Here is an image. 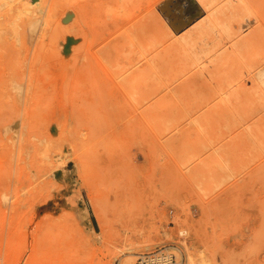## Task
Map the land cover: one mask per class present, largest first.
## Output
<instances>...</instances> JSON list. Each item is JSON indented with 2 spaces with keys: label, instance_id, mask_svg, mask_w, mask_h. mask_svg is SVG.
Here are the masks:
<instances>
[{
  "label": "rangeland",
  "instance_id": "obj_1",
  "mask_svg": "<svg viewBox=\"0 0 264 264\" xmlns=\"http://www.w3.org/2000/svg\"><path fill=\"white\" fill-rule=\"evenodd\" d=\"M10 1L14 2L0 0V24L4 21L5 23L8 22V25L7 23L2 24L8 27L7 29L2 25L0 28V264H135L139 254L155 250L174 254L177 260L181 261V264H187L185 255L187 250L185 248L187 249V246L192 247L191 242L195 236H197V251L203 252L210 259L218 254L217 259L222 258V261L231 258L234 260L237 257L236 261L234 260L235 262L239 260L237 264H264V96L261 95L260 90L263 95L264 91L261 87L258 89L259 85L257 83L253 84L244 75L242 76L240 71V67L245 64L244 60L246 62L250 61L253 56L259 65L263 66L260 55H253L254 44H259V42L253 41L252 31L259 29L260 25L254 21L252 26L256 28L249 25L242 30L237 29L233 33L231 31V38L226 39L225 37L227 44L218 45L208 53L197 54L198 67L195 68L186 67L184 62L178 60L180 56L174 50L171 39L167 36L165 30L160 27L155 34L154 42L152 39L150 41H135V44H137L133 47L135 50L131 49L130 45V49L137 53H130V56L133 54L131 58L129 56L127 58L125 56L109 59L97 57V60L94 61L93 59L92 62L91 59V63H89L90 61L81 52L82 47H74L82 41L79 33L80 28L78 32L75 28L80 27L79 13L83 8L81 5L87 3H84L87 0H69V3L67 0H60V3L56 2L58 5L56 3L50 4L53 0H47L49 5L45 0L44 4L46 6L43 4V6H40V8H44V11L40 8L37 11L40 4L39 1L37 3V0H35L36 3L33 4L36 6L31 7L34 12L29 9V11H23L22 0H20L22 4L19 0ZM30 1L33 2L34 0ZM63 1L66 5L68 3V6L74 8L81 4V8L78 7L79 10L73 8L74 10L70 9L71 12L69 7V11L66 7L69 12V19L66 23H63L61 14L62 8L65 7ZM116 1H108L113 5L110 6L108 3V6L112 7L111 9L119 10L116 13L122 15L120 10L124 12V8L121 7L124 3L121 2L124 0H119L120 4L117 2V5L115 4ZM256 2L260 10L264 11V0H256ZM181 3L188 4V13H194V19L197 17L193 23L202 16L200 7L209 6L207 0H202V5L199 0H181ZM220 3H224V1ZM50 6L53 8L52 11ZM61 6L62 8H60ZM17 8L19 9L17 10ZM58 8L62 10L60 11ZM159 8L160 3H157V10L160 11ZM54 9L58 11H54ZM112 11H110L111 17L115 16L114 11ZM35 12L43 15L39 17L40 19L36 17V23L34 22L35 15L32 14ZM50 12L52 13L50 14ZM107 13L109 14V11ZM74 14L78 20L76 21L79 23L73 21L75 18L72 20V17H75ZM32 15L34 16L32 17ZM54 15L55 19L57 17L56 22L64 25V29L62 28L63 25H60L62 31L56 22L53 23L54 25L49 22L54 18ZM10 17L14 20L13 23H11ZM38 20H41L42 23L44 21L45 24L40 25ZM22 22L26 23H24L25 33L23 32ZM68 22H70L69 25ZM29 24L33 25L26 28ZM55 24L57 27H55ZM236 24L238 25L239 22L234 21L232 23L233 27ZM43 27L46 30L45 33ZM45 27L47 28L45 29ZM19 29L23 33H20ZM261 29L264 35V28ZM49 30L50 32H48ZM70 32H77V34ZM160 33L165 37L167 36L166 39ZM75 37H77V40ZM68 39L76 43L74 45L68 44L70 41ZM157 39L166 42H158ZM71 41L70 43H72ZM231 42L238 43L240 49L244 51H242V54L246 55L240 59L242 55L234 51L235 56H231L230 59V64H233V66L220 69L215 64L219 70L215 68L218 72L214 73L212 71L215 66L213 62L219 57L216 55H220V52L223 53L229 46V48H233ZM147 43L150 46L152 44L154 47H151V49ZM200 44L201 41L196 42L194 45L196 50L202 48ZM67 45H69V48L66 47ZM140 45L143 50L146 48L150 50L147 52L151 53L145 56L143 52L146 51H142ZM161 45L163 46L161 49L166 45L167 47L159 51L160 47H157ZM222 47L223 49H221ZM130 49H126L127 53L131 51ZM75 51L80 55H77ZM71 53L73 54L69 56ZM140 54H143L145 60L149 57L148 61L152 66H149L148 69L146 68L148 61L145 63ZM137 55H140L139 58ZM153 55L155 56L153 57ZM171 55L173 56L171 57ZM79 56L81 57L79 58ZM193 57L195 58L196 55H193ZM235 57L237 58L236 62L232 61ZM152 58L155 59L154 62ZM82 59L86 62H83ZM138 59L141 60L138 62L140 63L139 66ZM164 59L169 60V63ZM210 59L213 62L209 63ZM238 59L240 62H238ZM62 60H66L69 63L68 66L67 63H64L65 66ZM71 60H74L75 63L78 60V63L75 65L72 61L74 66ZM127 60L132 62L130 64L134 65L133 68ZM171 60L174 62H171ZM60 62H62V65ZM162 62L163 64H161ZM211 64L214 66H211ZM153 65H155L158 73L156 69H152L154 68ZM201 65L206 67L205 72L211 70L214 74L211 71L208 72V76L204 71L203 74L201 72L203 66ZM134 67L139 72L133 86L136 88L130 90L129 94V91H124L119 78L114 77L113 69L114 71H123L122 76H126L129 71L133 73ZM165 67H168L166 68L168 71H165ZM149 68L155 71V74H160L161 78L159 77L160 82L158 81V84H152L153 81L150 82L153 75L155 79L152 80L154 82L158 80H156L158 77ZM227 68L230 70L229 72ZM145 69L146 71H144ZM103 70L113 79V82L107 83L106 86L99 79V74ZM147 70H149V73H146ZM143 71L144 74L139 80L138 77L141 76ZM221 72L225 74H221V76L225 77L227 74L228 76L225 79L220 76L219 81L221 80V83H219L216 76ZM164 73H167V75ZM163 74L164 77H162ZM87 75H91V77H87ZM192 75L199 76L197 81H201V87H199L197 81L193 83V79L189 80ZM147 77L149 81H147ZM206 77L215 78L220 85L213 81V78L211 82ZM233 77L237 78L236 82L233 81ZM164 78L168 80L165 81ZM226 78H228L230 84L232 81L234 82L230 85H234V87L232 86L233 92H229L232 90L227 85ZM143 80L147 81L148 84L146 82L145 85H142ZM238 80L239 84L237 83ZM188 81L192 89H190V84H187ZM207 81L211 83L209 84ZM205 82L208 85H205ZM222 82L226 87L222 85ZM245 82H248L247 85ZM171 84L172 86L177 85V87L175 85L174 87L178 90L172 87L177 95L175 97L173 91L171 92L172 89L169 90ZM237 84L240 86L239 88ZM179 85L183 86V91L178 88ZM142 86L144 90H142ZM152 87L155 88V92L145 91ZM157 89L160 90L159 93ZM221 89L223 92L226 90V94L222 93ZM178 92L184 94V96L182 94L183 98H178ZM199 92L203 95H200ZM147 93L151 94L148 98L149 101L145 100V94ZM162 93L165 95L167 93L168 97ZM221 93L223 96H221ZM160 94L161 96H159ZM202 96L206 97L202 98L205 100V104L199 99ZM218 96H221L225 103H219ZM235 96L239 99L238 102ZM176 97L179 100L182 99L181 101L178 100L181 105L176 102ZM214 99L215 101H213ZM249 99H252V101ZM158 101L163 105L158 104ZM152 102L157 103H155L157 109L155 112L157 113L154 112L150 115L148 110L147 115H144L145 118L141 113V108L145 105L143 109L150 107ZM167 103L169 104L167 105ZM176 103L179 106L176 109L178 111H173V113L171 110H173L172 108L175 107ZM160 105L164 109L159 107ZM180 106L183 107H181L182 113H179L181 111ZM191 106H194V108H191ZM160 108L163 113H161ZM219 110H223L225 114L228 112L230 115H223L221 112L219 113ZM176 112L177 114H175ZM190 113L192 115L193 113L197 114L190 116ZM155 115L158 118L153 117ZM244 118H247L248 121ZM256 118L257 120L260 119V122L256 120L258 122L256 123ZM187 119L189 120L187 121ZM190 120L192 121L191 125L188 124ZM149 121L152 124L148 123ZM179 121L181 122L179 123ZM183 121L186 123H182ZM252 121H255V123L251 124ZM203 122L204 126H202ZM261 122L263 125H261ZM244 123L246 124L244 125ZM177 126L180 128L178 129ZM191 127L196 128L195 133H193ZM249 127L253 129L254 133L249 131ZM254 128L259 129L254 130ZM169 132H172L173 135ZM190 132V139L187 142L189 137L186 134ZM241 132L243 135L240 136ZM245 133L249 136H246ZM196 134H199L200 138ZM168 136L169 139L167 140L166 137ZM203 136H206L205 139H202ZM245 136L249 137V140L245 139ZM151 137H154L157 140L156 142L159 141L160 145H162L161 142H165V139L167 142L163 143L164 146L162 145L160 148ZM195 138L197 140L194 141ZM173 140L176 142H173ZM152 141L153 143H149ZM220 142L227 145H222ZM146 143H149L148 147H146ZM154 143L156 147L149 148ZM148 148L152 150L151 154ZM195 148L196 153H194ZM227 148L233 150L234 153L233 151L229 153ZM153 149L160 151L155 153ZM197 149L201 151L199 153L202 154L201 157H199V154L196 155L198 153ZM239 149L241 150L239 151ZM249 149L251 152H249ZM205 151H208L207 154ZM236 151L237 153L239 151V153L237 154ZM232 153V159L238 157L234 159L237 160L238 165L234 160L231 161L230 155L227 156ZM250 153L256 155L252 156ZM152 154L155 158L150 156ZM227 157L230 161L229 164L227 163ZM255 157L258 158L255 159ZM147 158H150V161ZM220 158L221 160H219ZM154 161L155 163H153ZM207 162H209V165ZM221 162L222 164L226 163V165H222ZM149 166L150 168H148ZM157 166H159V169ZM209 166L216 168H210ZM225 167L230 168L226 169ZM154 168L156 170L154 172H159L163 181L161 179L157 180L160 177L159 173H152ZM222 168L225 170V174ZM166 169L170 171L169 178L168 176L165 177L166 173L169 175V171L167 172ZM193 169H196V172ZM209 169L211 170L209 171ZM152 174L157 181L154 180ZM220 175L223 176L220 177ZM143 176H146V178L152 177L154 181L152 178L145 179ZM212 177L214 178L212 179ZM219 195L221 196L219 197ZM217 259L216 261L220 262Z\"/></svg>",
  "mask_w": 264,
  "mask_h": 264
},
{
  "label": "bare ground",
  "instance_id": "obj_2",
  "mask_svg": "<svg viewBox=\"0 0 264 264\" xmlns=\"http://www.w3.org/2000/svg\"><path fill=\"white\" fill-rule=\"evenodd\" d=\"M9 2H12V1H10V0H8ZM23 1V4L20 2V0H19V2H20V4H22V8L24 9H21V10H23V11H25V10H30L31 12L33 11V9L31 8L32 6H33V8H34V6H36V5H34L33 3L35 2V0L33 1V2H31L30 0H28L30 3H32V4H28V1H26V0H22ZM24 1H26V2H24ZM38 1H39V7H38V10L37 11H39V8H40V6L43 4V5H45L46 6V4H44V1L45 0H37V3H38ZM52 1V0H51ZM55 1V2H54ZM60 0H53V2H50V4L51 3H56V2H59ZM62 1V0H61ZM64 1H66V0H64ZM63 1V3H65ZM68 1V3H69V0H67ZM89 0H87V1H84V3L85 2H87V3H85L84 5H81V4H77L78 6L77 7H75V8H77L78 9V7L79 8H81V6H83V8H81V10H80V13H81V11H82V13L80 14L79 13V18H80V21H81V24H83V25H79L80 27H78L77 29L75 28V30L78 32V29L80 28V30H79V33H80V37H82V41L79 43L78 41V45L77 46H74V47H82V53H83V55H85L86 56V59H88L89 61L91 60L92 62H93V59H94V61L95 60H97V57H100V58H103V59H109V58H112V57H115V58H120V57H125V58H127V56H129L130 58H131V56L133 55H131L130 56V53H134V54H137V53H135V51H133V50H135L133 47L135 46V45H137V44H135V41L136 42H140V41H145V40H148V41H150L151 39H152V41L154 42V38H155V34L157 33V31L160 29V28H162V29H164L165 30V32H166V34H167V36L171 39V43L173 44V47H174V50L178 53V55L180 56V58H178V60L179 61H181V62H184V65L186 66V67H198V58H197V54L198 53H208L209 51H212L213 49H215L218 45H221V44H224L225 45V43L227 42V40H225V37H226V39H230L231 38V31H232V33H233V31L235 32L237 29H240V30H242V29H244V28H246L247 26H249V25H253V22L254 21H256V23H258L259 25H260V27H259V29L257 28V29H255V30H253L252 31V33H253V36H254V39H253V41L254 42H259V44H254V48H253V55H255V56H258V55H260V59H262L263 60V62H262V65L263 66H261V65H259V63H258V61L256 60V58H254V56H253V59H251L250 61H245L244 60V62H245V64L242 66V67H240L241 68V73H242V76L244 75L247 79H249L250 81H252V83L254 84V83H257L258 85H259V88L258 89H260V87H261V89L264 91V35L262 34L263 33V31H262V29L261 28H264V11L263 10H260V8L258 7V5H257V2H256V0H207V2L209 3V6L208 7H205V8H203L202 6L200 7L201 8V13H202V16H201V18L200 19H198L197 21H195L194 23H193V21L197 18H193V17H195V14L193 13V14H191V13H188V11H189V7H188V4H182L181 3V0H124L123 2H121V3H124L122 6L121 5H119V7L121 6V7H123L124 8V12L122 11V10H120L121 11V13H122V15H119V14H117L118 13V11L119 10H116V9H111L112 7H110V6H113L111 3H109L110 2V0H106V1H104V0H91V1H89ZM116 1V0H115ZM189 1V0H188ZM222 1H224V3H220V2H222ZM14 2V1H13ZM12 2V3H13ZM18 2V1H17ZM42 2V3H41ZM46 2H47V0H46ZM45 2V3H46ZM49 2V1H48ZM47 2V3H48ZM119 3L120 4V1L119 0H117L116 2H115V4L116 3ZM1 3V2H0ZM36 3V2H35ZM60 3V2H59ZM62 3V2H61ZM68 3H67V5H66V3H65V5L64 4H62V5H64L63 7L64 8H62V6L60 7V8H62L61 10H62V21H63V23H66V21L69 19V10L70 9H73L74 7H72V6H68ZM108 3H109V5L110 6H108ZM157 3H160V11L159 10H157ZM199 3H201V5H202V0H199ZM25 4V5H24ZM49 4V3H48ZM47 4V5H48ZM49 4V5H50ZM57 5H58V3H56ZM114 4V5H115ZM5 5H6V3H5ZM30 5V6H29ZM38 5V4H37ZM42 5V6H43ZM49 5H48V7H47V9L49 8ZM57 5H54V6H57ZM76 5V4H75ZM75 5H73V6H75ZM81 5V6H80ZM117 5V4H116ZM116 5H115V7H116ZM6 6H8V5H6ZM6 6H5V9H6ZM13 6V5H12ZM21 6V5H20ZM52 6V5H51ZM50 6V7H51ZM28 7H30V8H28ZM66 7H67V10H68V7H69V10L67 11L66 10ZM107 7H108V10H107ZM115 7H113V8H115ZM120 7V8H121ZM74 8V9H75ZM4 9V10H5ZM19 8H17V10H18ZM36 9V8H35ZM34 9V10H35ZM41 10H43L44 11V8L42 9V8H40ZM47 9H45V10H47ZM73 9V10H74ZM117 9H119V8H117ZM122 9V8H121ZM7 10V9H6ZM28 10V11H29ZM49 10V9H48ZM53 10V8L51 7V11ZM58 10H60L59 8H58ZM58 10H55L54 9V11H58ZM60 10V11H61ZM79 10V9H78ZM111 10H113L117 15H119V16H117L113 11V14L116 16H113V17H111L110 15H112V14H110V11ZM116 10V11H115ZM22 11V12H23ZM42 11V12H43ZM72 10H70V12H71ZM109 11V14L107 13ZM200 11V10H199ZM0 12H1V10H0ZM2 12H3V10H2ZM14 12H16V11H14ZM34 12V11H33ZM46 12V11H45ZM45 12H44V14H45ZM75 12V11H74ZM73 12V13H74ZM198 12V11H197ZM4 13V12H3ZM12 13V12H11ZM24 13V12H23ZM27 13V12H26ZM47 13H48V11H47ZM52 12H50V14H51ZM55 13V12H54ZM60 13V12H59ZM120 13V12H119ZM120 13V14H121ZM6 14V13H5ZM31 14V13H30ZM32 14H34L35 15V20H34V22L36 23V19L37 18H39V17H41V15H39L37 12H35V13H32ZM72 14V13H71ZM15 15V14H14ZM26 15V14H25ZM34 15H32V17L34 16ZM49 15V14H48ZM53 15V14H52ZM51 15V16H52ZM56 15H57V13H56ZM60 15V14H59ZM58 15V16H59ZM75 15V14H74ZM1 16H3V15H1ZM21 16V15H20ZM43 16V15H42ZM50 16V19L52 18ZM6 17V16H5ZM11 17H13V16H11ZM10 17V19H11V23H13V21L14 20H12V18ZM25 17V16H24ZM24 17H23V21H24ZM31 17V16H30ZM37 17V18H36ZM47 17V19H49V17L48 16H46ZM34 18H32V19H34ZM45 18V17H44ZM75 18V19H74ZM3 19H4V17H3ZM29 19V18H28ZM27 19V20H28ZM40 19V18H39ZM47 19L45 18V21L47 22ZM55 19V15H54V18L51 20V21H49L50 23H51V25L53 24V23H55L56 22V20H57V17H56V19ZM74 19V20H73ZM82 19V20H81ZM72 20L73 21H76L77 20V18H76V15H75V17H72ZM2 21V20H1ZM4 21V20H3ZM16 21V20H15ZM39 22L41 21V20H38ZM73 21H72V25H73ZM78 21V20H77ZM75 22V23H79V22ZM234 21H238L239 22V24L237 25H235V26H237V27H233V25H232V23L234 22ZM26 22H28V21H26ZM31 22V21H30ZM33 22V24L35 25V23ZM38 22V23H39ZM83 22V23H82ZM2 23V22H1ZM4 23H5V21L2 23L3 25H4ZM7 23V25H8V22H6ZM5 23V24H6ZM18 23H19V21H18ZM23 23V22H22ZM25 23V22H24ZM24 23H23V25H22V27H24ZM37 23V24H38ZM43 23H44V21H43ZM42 22H40V25H42L43 24ZM57 23V22H56ZM69 23L70 22H68V25H69ZM2 24H0V28L3 26ZM15 24V23H14ZM26 24V23H25ZM33 24H29V25H25L26 26V28L27 27H29V26H31V25H33ZM45 24V23H44ZM231 24V25H230ZM2 25V26H1ZM11 25V24H10ZM18 25V24H17ZM21 25V24H20ZM54 25V24H53ZM60 25L62 26L63 24H60V23H57V26H59L60 27ZM71 25V24H70ZM45 26V25H44ZM49 26V25H48ZM47 26V27H48ZM56 26V24H55V27H57ZM3 27H6V26H3ZM14 27V26H13ZM36 27V26H35ZM35 27H34V29H35ZM47 27H45V29L47 28ZM51 27V26H50ZM160 27V28H159ZM253 28L255 27V26H252ZM251 27V28H252ZM8 27H6V29H7ZM11 28V27H10ZM18 28V27H17ZM54 28V27H53ZM63 29H64V25H63V27H62ZM62 28L60 27L59 29L62 31ZM256 28V27H255ZM14 29V28H13ZM21 29V28H20ZM19 29V30H20ZM23 29V28H22ZM43 30H44V27L42 28ZM41 29V30H42ZM9 30V29H8ZM16 30V29H15ZM18 30V29H17ZM48 30V29H47ZM51 30H52V28H51ZM182 30H184V31H182ZM11 31V30H10ZM21 31V30H20ZM19 31V32H20ZM45 31L46 30H44V33H45ZM16 32V31H15ZM24 33H25V27H24V31H23ZM22 31L20 32V33H23ZM28 32H29V29H28ZM42 32V31H41ZM48 32H50V30L48 31ZM67 32V31H66ZM77 32L76 33H73V32H70V33H72V34H77ZM30 33V32H29ZM68 33V32H67ZM19 34V33H18ZM160 34H162V33H160ZM160 34H158V35H160ZM163 35V34H162ZM73 36V35H72ZM157 36V35H156ZM166 36V37H167ZM256 36V37H255ZM74 37V36H73ZM78 37V36H77ZM77 37H75V39L77 38ZM166 37H165V35H163V38H165L166 39ZM259 38V39H258ZM75 39H73V40H75ZM70 39H68V41H69ZM77 40V39H76ZM157 40H159L158 42H162L163 40H161V39H157ZM71 41V40H70ZM70 41L68 42V44H75L76 42H74L73 43V41H71L72 43H70ZM167 41H168V39H167ZM197 41H201V47L202 48H198L199 50H196L195 49V47H194V45L196 44V42ZM166 41H163L162 43H165ZM170 42V41H169ZM168 42V43H169ZM152 43V42H151ZM167 43V44H168ZM229 43V42H228ZM128 44V45H127ZM147 44H149V43H147ZM153 44V43H152ZM152 44H151V46H150V44H149V46H150V48L151 47H154V46H152ZM156 44V43H155ZM171 44V45H172ZM227 44V43H226ZM63 45V44H62ZM130 45H131V49L133 48V50H131L130 49ZM142 45V44H141ZM140 45V46H141ZM157 45V44H156ZM155 45V46H156ZM164 45V44H163ZM230 45V44H229ZM231 45H232V47L233 48H227L226 50H224V52L222 53V52H220L221 54L220 55H216L217 57V59L216 60H214V62H213V60H211L210 59V61H209V63L210 62H213L214 63V65L216 64L218 67H220V69L222 68V67H227V66H233V64H230V59H231V56H233L234 54H235V52H237L238 54L240 53L241 55H242V57L240 58L239 56V58L240 59H242L245 55H243L242 54V51L243 50H241L240 49V47H239V44L238 43H232L231 42ZM69 45H67L66 47H68ZM129 46V47H128ZM148 46V45H147ZM146 46V47H147ZM63 47V46H62ZM65 47V48H66ZM136 47H138V46H136ZM144 47V46H143ZM160 47V49H158L159 51L160 50H164V48H166L167 47V45L166 46H164V48H162L161 49V47H163L162 45L161 46H158L157 48H159ZM69 48V47H68ZM127 48H129L131 51H129L128 53H129V55H128V53H127ZM145 48V47H144ZM225 48V47H224ZM62 49V48H61ZM72 49V48H71ZM74 49V48H73ZM72 49V50H73ZM140 49H142V46H141V48ZM152 49V48H151ZM221 49H223V47L221 48ZM79 50V49H78ZM81 50V49H80ZM139 50V49H138ZM155 50H156V48H155ZM158 50H157V52H158ZM64 51V50H63ZM65 51H67V50H65ZM140 51V50H139ZM142 51H146V52H143V53H145V56L148 54V53H151V52H147V51H150V50H147L146 48H145V50H143L142 49ZM153 51V50H152ZM219 51H221V50H219ZM235 51V52H234ZM77 51H75V53H76ZM137 52V51H136ZM153 52H155V51H153ZM152 52V53H153ZM156 52V53H157ZM163 52V51H162ZM244 52V51H243ZM74 53V54H75ZM78 53V52H77ZM76 53V54H77ZM161 53V52H160ZM219 53V52H218ZM251 53V52H250ZM73 53H71L69 56H71ZM162 54V53H161ZM163 54H165V53H163ZM172 54V53H171ZM77 55H80V54H77ZM82 55V54H81ZM141 55V54H140ZM140 55H137V57L138 56H140ZM143 55V54H142ZM141 55V56H142ZM166 55V54H165ZM167 55H168V53H167ZM193 55H196V57L194 58L193 57ZM203 55V54H202ZM210 55V54H209ZM215 55V54H214ZM250 55V54H249ZM84 56V57H85ZM155 55H153V57H154ZM162 56V55H161ZM173 55H171V57H172ZM211 56H213V55H211ZM235 56V55H234ZM62 57H64L63 55H62ZM75 57V56H74ZM81 56H79V58H80ZM136 57V56H135ZM143 57V56H142ZM164 57V56H163ZM139 58V57H138ZM144 58V57H143ZM148 58L149 57H147V60H145L146 58H144L143 60H145V63L148 61ZM158 58V57H157ZM164 58H170V57H164ZM212 58H214V57H212ZM259 58V57H258ZM153 60V62H154V58H152ZM171 59V58H170ZM236 59V60H235ZM235 59L234 60H232V61H237V58L235 57ZM247 59V58H246ZM63 60H64V58H63ZM62 60V62H63V64L64 63H67V66H68V62L67 61H69L68 59H67V61L65 62V61H63ZM79 60V59H78ZM78 60H77V62L76 63H78ZM141 60H142V58H141ZM140 59H138V61H137V63L139 62V61H141ZM157 60V59H156ZM174 60V59H173ZM173 60H171V62H174ZM178 60H176V61H178ZM74 62V60H71V62ZM82 61H83V59H82ZM85 62H86V60H84ZM83 61V62H84ZM91 61L89 62V63H91ZM157 61H159V60H157ZM164 61H168V63H169V60H165L164 59ZM200 61V60H199ZM205 61V60H204ZM231 61V62H232ZM242 61V60H241ZM62 62H60V64L62 65ZM72 62V64L74 65V63ZM127 62H129L128 60H127ZM238 62H240L239 61V59H238ZM76 63H75V65H76ZM132 64V62L130 61L129 62V65L130 66H132V68H133V66L134 65H131ZM136 63V64H137ZM143 63V62H142ZM141 63V64H142ZM148 64V66H146V68L148 69V67L149 66H152V64H150L149 63V61L147 62ZM155 63H157V62H155ZM233 63V62H232ZM80 64H82V63H80ZM87 64H88V61H87ZM86 64V65H87ZM139 64L140 63H138V66H139ZM158 64H160L159 62H158ZM157 64V65H158ZM161 64H163V62L161 63ZM202 64V63H201ZM230 64V65H229ZM238 64V63H237ZM65 66H66V64H64ZM63 65V66H64ZM74 65V66H75ZM90 65H92V64H90ZM129 65H128V70H129ZM205 66H206V64H204ZM213 64H211V66H214ZM214 66V68L212 69V71H214V73H217L218 72V67L217 66ZM62 66V67H63ZM82 66V65H81ZM137 66V65H136ZM137 66V67H138ZM142 66V65H141ZM173 66V65H172ZM201 66H203V65H201ZM205 66H203V70L201 71L202 73H203V71H204V69L206 68ZM235 66V65H234ZM86 67V66H85ZM84 67V68H85ZM89 67V66H88ZM153 67L154 68H152V67H150V68H152L153 70H155L156 68H155V65H153ZM159 67V66H158ZM209 67V66H208ZM208 67H207V69H208ZM149 68V70L151 71L152 69H150ZM166 68H168V67H165V69ZM202 68V67H201ZM218 69V70H216V69ZM88 69V68H87ZM86 69V70H87ZM90 69V68H89ZM138 70H139V68H137ZM170 69H171V67H170ZM175 69V68H174ZM173 69V71H175ZM177 69V68H176ZM211 69V68H210ZM228 69V68H227ZM238 69V68H237ZM142 70V69H141ZM149 70H147L148 72H146V73H149ZM151 71V72H155V71ZM157 70V69H156ZM209 70V69H208ZM233 70V69H232ZM88 71V70H87ZM144 71H146V69L144 70ZM144 71L143 72H141V76H139L138 78H139V80H140V78H142V74H144ZM165 71H168V69H166ZM197 71H199L198 69H197ZM211 70H209V71H204L206 74H207V76H208V72H210ZM212 71H211V73H212ZM217 71V72H216ZM225 71V70H224ZM230 70L228 69V72H229ZM234 71V70H233ZM235 71H236V68H235ZM238 71V70H237ZM240 71H238V72H240ZM126 72V71H125ZM132 72L133 73H130V71H129V74L128 75H124V76H122L123 75V71L122 72H120V71H118V70H116V71H114V69H113V75H114V77L115 78H119V82H120V84H121V86L123 87V89H124V91L125 92H128L129 91V94H130V90H132V89H135L133 86L135 85V82H136V79H137V75H138V72L139 71H137L136 69H135V67H134V71L132 70ZM135 72H136V74H135ZM157 73H158V70L156 71ZM227 72V73H228ZM157 73L155 74V75H157ZM188 73V72H187ZM190 73V72H189ZM210 73V74H211ZM214 73H212V74H214ZM231 74H233L232 72H230ZM126 74V73H125ZM165 75H167V73H164ZM164 74L162 75V77H164ZM170 74V73H169ZM204 74V73H203ZM205 74V75H206ZM209 74V75H210ZM221 74L222 75H225L226 74V71H225V74H224V72L222 73H220L219 75H217L216 76V79L218 78V80L217 81H219V78H220V76H221ZM140 75V74H139ZM145 75H147V74H145ZM151 75H152V73H151ZM171 75H172V73H171ZM170 75V76H171ZM179 75V74H178ZM149 76V78H151V76L150 75H148ZM154 76V75H153ZM152 76V79H155L154 77ZM184 76V75H183ZM190 76V75H189ZM227 76H228V74H227ZM227 76H225V77H227ZM230 76H232V75H230ZM240 76H241V74H240ZM241 76V77H242ZM83 77H85V76H83ZM87 77H91V75H87ZM157 77L158 78H156V82H154V80H152V79H150V82L152 83V81H153V83L152 84H158L157 82L159 81V79L161 78V76H160V74L159 75H157ZM160 77V78H159ZM197 77H199V76H196V75H192L191 76V78H189V80H192L193 79V83H194V81H197ZM210 77H211V75H210ZM221 77H223V76H221ZM225 77H223L224 79H225ZM234 77H236V76H234ZM233 77V78H234ZM238 77H239V75H238ZM145 78V77H144ZM148 78V77H147ZM149 78L147 79V81H149ZM167 78V77H166ZM166 78H164L165 79V81H167L168 79H166ZM207 78V77H206ZM209 78V77H208ZM207 78V79H208ZM213 78V77H212ZM209 78L210 79V81L212 82V80L213 81H215L216 82V80H215V78ZM223 78H221V79H223ZM229 78V77H228ZM228 78H226V81L228 82V84L227 85H229V87H231V89L230 90H232V86L234 87V85H232V86H230L231 84H234V82L233 81H235L236 82V80H237V78H232L233 79V81H232V79H230L231 81H232V83L230 84L229 83V81L227 80ZM245 78V79H246ZM99 79H100V81H102L103 83H104V86H106V84L107 83H109V82H113V79L110 77V75L105 71V70H103L102 71V73L101 74H99ZM172 79V78H171ZM177 79H179V78H177ZM196 79V80H195ZM212 79V80H211ZM81 80H82V77H81V79L79 80L80 82H81ZM205 80V79H204ZM240 80V79H239ZM239 80L237 81V83L239 84ZM249 80H247V81H249ZM144 81V80H143ZM147 81H144V83L142 84V85H145V83L147 82ZM230 81V82H231ZM249 81V82H250ZM160 82V81H159ZM162 82V81H161ZM176 82V81H175ZM174 82V83H175ZM183 83H185L184 81H182ZM189 82V81H188ZM198 83H199V87H201L200 86V82H199V80L197 81ZM196 82V83H197ZM203 83H204V81H202ZM208 82V81H207ZM210 82V83H211ZM172 84H173V82H171ZM177 83H178V81H177ZM180 83V82H179ZM197 83V84H198ZM209 83V82H208ZM209 83V84H210ZM217 83V82H216ZM219 83H221V80L219 81ZM219 83H217V84H219ZM223 83V82H222ZM246 83V82H245ZM248 83V82H247ZM247 83H246V85H247ZM147 84H148V82H147ZM172 84L170 85V87H169V90H170V88L172 89L171 90V92L173 91V88L172 87H174V85L172 86ZM188 85L190 84V82L189 83H187ZM237 84V86H238V88L240 87L239 85ZM250 84V83H249ZM252 84V85H253ZM138 85V84H137ZM194 85V84H193ZM196 85V84H195ZM205 85H208V84H206V82H205ZM204 85V86H205ZM220 85V84H219ZM218 85V86H219ZM222 85H225L224 83L222 84ZM236 85V84H235ZM242 85H245V84H242ZM241 85V86H242ZM245 85V86H246ZM251 85V84H250ZM250 85H248V87H250ZM139 86H140V84H139ZM169 86V85H168ZM176 87H177V85H175ZM185 86V85H184ZM190 86H191V84H190ZM210 86V85H209ZM244 86V87H245ZM255 86L256 87H258L256 84H255ZM145 87H147V86H145ZM176 87H174L176 90H178ZM183 87V86H182ZM182 87L179 85L178 86V88H181V90L183 91V89H182ZM208 87V86H207ZM213 87V86H212ZM211 87V88H212ZM220 87V86H219ZM225 87H226V85H225ZM247 87V86H246ZM252 87V86H251ZM142 88H143V86H142ZM194 88V87H193ZM197 88H198V86H197ZM197 88H196V90H197ZM215 88H217L218 89V87H216L215 86ZM214 88V90H216ZM190 89H192V86H191V88ZM210 89V88H209ZM223 89V88H222ZM221 89V91H222V93H224V94H226L225 93V91L227 90L226 88V90L223 92V90ZM243 89V88H242ZM255 89V88H254ZM142 90H144V88L142 89ZM149 90L150 91H153V92H155V88H148V89H146L145 91L146 92H149ZM157 91H158V93H159V91L160 90H158L157 89ZM163 91H164V89H163ZM219 91V90H218ZM229 91V90H228ZM242 91V90H241ZM145 92V93H146ZM162 92V91H161ZM160 92V93H161ZM166 92V91H165ZM164 92V93H165ZM167 92H170V91H167ZM175 92V90L172 92V93H174ZM227 92V91H226ZM229 92H233V90L232 91H229ZM164 93H162V94H164ZM176 93V92H175ZM174 93V94H175ZM179 93V92H178ZM197 94H198V91L196 92ZM200 93V95H203V94H201V92H199ZM221 93V96H223V94ZM237 93V92H236ZM260 93H261V95L262 96H264L263 94H262V91L260 90ZM128 94V93H127ZM135 94V93H134ZM140 94V93H139ZM139 94H137V95H139ZM170 94V93H169ZM174 94H171V95H174ZM182 92L181 93H179L178 95V98L180 97V98H183V96H184V94H183V96H182ZM209 94H211V93H209ZM208 94V95H209ZM218 94H219V92H218ZM231 94V93H230ZM229 94V95H230ZM259 94V93H258ZM132 95V94H131ZM146 96H145V100H148V98H150V96H151V94L150 93H147V94H145ZM156 95H157V93H156ZM194 95H196V94H194ZM236 95V94H235ZM260 95V94H259ZM260 95V96H261ZM159 96H161V94L159 95ZM163 96V95H162ZM164 96H167V93H166V95L164 94ZM175 96H177L176 94L174 95V97ZM182 96V97H181ZM213 96V95H212ZM221 96H218L217 98H218V102L219 103H223L224 102V99L221 97ZM237 96V95H236ZM235 96V97H236ZM260 96H259V98H260ZM131 97V96H130ZM168 97V96H167ZM173 97V96H172ZM173 97V98H174ZM198 97V96H197ZM224 97H226V96H224ZM138 98V97H137ZM158 98V97H157ZM157 98H155V99H157ZM177 98V97H176ZM175 98V99H176ZM176 99V100H174V101H176L177 103H179L178 102V100L179 99ZM202 98H206V97H201V98H199L200 100H202V103H204L205 102V100L204 99H202ZM211 98V96L209 97V99ZM234 98V97H233ZM237 98V97H236ZM153 99V98H152ZM154 99V100H155ZM208 99V100H209ZM227 99V98H226ZM140 99H138V101H139ZM150 100V99H149ZM148 100V101H149ZM154 100H152V101H154ZM166 100H167V98H166ZM171 100V99H170ZM182 99H180L179 101H181ZM204 100V101H203ZM207 100V99H206ZM228 100V99H227ZM226 100V102L228 103V101ZM250 101H252V99H249ZM262 100V99H261ZM261 100H260V104H261ZM147 101V102H148ZM165 101V100H164ZM213 101H215V99L213 100ZM212 101V102H213ZM231 101V100H230ZM237 102L239 101V99L237 98V100H236ZM257 101H259V100H257ZM139 102H141V101H139ZM146 102V103H147ZM156 102H157V100H156ZM156 102H152L151 103V105H150V103H148V105H150V107L148 106L147 108H145V109H143L146 105V103L144 104V105H142V106H144V107H142L141 108V113L143 114V116L145 115H147V113H148V110H149V112H150V115L151 114H154V112L155 111H157V109H156V107H155V105L157 104ZM167 102V101H166ZM200 102V101H199ZM198 102V103H199ZM211 102V103H212ZM156 103V104H155ZM160 102L158 101V104H159ZM170 103V102H169ZM169 103H167V105L169 104ZM172 103V102H171ZM177 103H176V105H175V109L174 108H172L173 110H171L172 112L174 111H178V110H176L177 109V107H179L178 105H177ZM181 103V102H180ZM179 103V105H181ZM219 103H218V105H219ZM225 103V102H224ZM232 103V102H231ZM230 103V105H232ZM139 104H141V103H139ZM138 104V105H139ZM161 104V103H160ZM205 104V103H204ZM229 104V103H228ZM258 104H259V102H258ZM263 104V103H262ZM161 105H163V103L161 104ZM161 105L159 106V107H161ZM188 105H190V104H188ZM196 105V104H195ZM194 105V106H195ZM208 105H210V104H208ZM217 105V104H216ZM226 105V104H225ZM229 105V106H230ZM172 106H173V104H172ZM194 106L192 107L191 106V108H194ZM220 106V105H219ZM228 106V107H229ZM164 107H165V104H164ZM170 107H171V105H170ZM182 106H180V108L179 109H181V111H179V113H182V108H181ZM206 107V106H205ZM233 107V106H232ZM264 107V106H263ZM162 109H164L163 108V106L161 107ZM160 108V109H161ZM168 108H169V106H168ZM196 108H198L197 106H196ZM219 108V107H218ZM225 108H227L226 106H225ZM224 108V109H225ZM234 108V107H233ZM253 108V107H252ZM262 108V107H261ZM162 109H161V113H163L162 112ZM219 109H221V108H219ZM259 109H260V107H259ZM187 110H188V108H187ZM201 110V109H200ZM203 110V109H202ZM211 110H212V108H211ZM211 110H204V111H211ZM230 110V109H229ZM231 110H232V108H231ZM256 110H258V109H256ZM160 111V110H159ZM183 111H185V110H183ZM168 113H169V111H167ZM173 112V113H174ZM196 112H198V111H196ZM221 112V114H225L224 112H223V110L222 111H220L219 110V113ZM227 112V111H226ZM253 112V111H252ZM258 112H259V110H258ZM258 112H255V113H258ZM261 112V111H260ZM155 113H157V112H155ZM211 114H213L212 112H210ZM233 113V112H232ZM262 113V112H261ZM175 114H177V112L175 113ZM187 114V113H186ZM185 114V115H186ZM194 114H197V113H193V115L190 113V116L192 115V116H194ZM209 114V113H208ZM227 114H229L228 112H227ZM227 114H225V115H227ZM234 114V113H233ZM263 114H264V112H263ZM170 115V114H169ZM214 115V114H213ZM230 115V114H229ZM253 115V114H252ZM254 115H256V114H254ZM260 115V114H259ZM138 116V115H137ZM143 116H142V118H143ZM144 116V117H145ZM162 116V115H161ZM160 116V118H162ZM165 116H166V114H165ZM189 116V115H188ZM198 116V115H197ZM199 116H200V114H199ZM215 116V115H214ZM217 116V115H216ZM219 116V115H218ZM217 116V117H218ZM153 117H155V118H158V117H156V115L155 116H153ZM227 118H228V116H226ZM249 117H252V116H249ZM248 117V118H249ZM255 117H257V116H255ZM146 118V117H145ZM169 118V117H168ZM171 118V117H170ZM190 118V117H189ZM236 118V117H235ZM254 118V117H253ZM258 118H260L259 116H258ZM148 119V118H147ZM191 119V118H190ZM211 119V118H210ZM245 119V118H244ZM247 119V118H246ZM245 119V120H246ZM261 119V118H260ZM260 119L259 120H257V118L255 119V121L257 120V121H259L260 122ZM189 119H187V121H188ZM214 120V119H213ZM217 120V119H216ZM223 120V119H222ZM221 120V121H222ZM239 120V119H238ZM254 120V119H253ZM147 121V120H146ZM155 121V120H154ZM153 121V122H154ZM158 121V120H157ZM240 121V120H239ZM247 121H248V119H247ZM250 121V120H249ZM255 121H252L251 122V124L254 122L255 123ZM256 121V123H258ZM263 121H264V119H263ZM151 121H149L148 123H150ZM172 122V121H171ZM181 121H179V123H180ZM191 120H190V123H188V124H190L191 125ZM211 122V121H210ZM210 122H208V123H210ZM243 122H245V121H243ZM182 123H186V122H182ZM181 123V124H182ZM201 123V122H200ZM212 123H213V121H212ZM240 123V122H239ZM262 123V122H261ZM261 123H259V124H261ZM150 124H152V123H150ZM154 124H155V122H154ZM153 124V125H154ZM177 124V123H176ZM202 124V123H201ZM207 124V123H206ZM246 123H244V125H245ZM258 124V125H259ZM182 125H184V124H182ZM182 125H180V126H182ZM210 125V124H209ZM261 125H263V123L261 124ZM260 125V126H261ZM179 126V125H178ZM177 126V127H178ZM196 126H198V125H196ZM202 126H204V122H203V125ZM207 126V125H206ZM211 126V125H210ZM221 126V125H220ZM242 126V125H241ZM222 127V126H221ZM171 128V127H170ZM176 128V127H175ZM180 127H178V129H179ZM192 128V127H191ZM193 129V128H192ZM196 128H194L193 129V133H195V130ZM255 129H259V128H254V130ZM174 130V129H173ZM190 130V129H189ZM221 130V129H220ZM238 130V129H237ZM170 131H172V130H170ZM176 131V130H175ZM191 132H192V130H190ZM249 131L250 132H252V133H254L253 132V129L252 128H250L249 127ZM191 132L189 133V134H186V135H188L187 137H189L188 139H187V142L189 141V139H190V134H191ZM202 132V131H201ZM170 133V132H169ZM172 133V132H171ZM170 133V134H171ZM174 133V132H173ZM177 134L179 133L178 131L176 132ZM169 134V136H171V135H173V134H171L170 135ZM201 134V133H200ZM216 134H217V132H216ZM219 134H221V133H219ZM227 134H228V132H227ZM197 136L199 135V134H196ZM205 135V134H204ZM241 135H243L242 134V132H241V134H240V136ZM245 135L246 136H249V135H247L246 133H245ZM169 136L168 137H166L167 138V140L169 139ZM196 136V137H197ZM201 136V135H200ZM215 136V135H214ZM231 136V135H230ZM245 136V137H246ZM163 137V136H162ZM199 137V136H198ZM206 137V136H205ZM205 137L203 136L202 137V139L204 138L205 139ZM152 138V140L154 141V142H156L157 140L154 138V137H151ZM200 138V137H199ZM215 138V137H214ZM226 138H228V137H226ZM243 138V137H242ZM178 139V138H177ZM245 139H247V140H249V137L247 138H245ZM167 140L165 139V142H167ZM195 140H197L196 138L194 139V141ZM199 140V139H198ZM215 140V139H214ZM222 140V139H221ZM220 140V141H221ZM239 140V139H238ZM153 141L152 142H149V143H153ZM163 141V140H162ZM178 141V140H177ZM203 141V140H202ZM201 141V142H202ZM205 141H207V140H205ZM241 141H242V139H241ZM159 142V141H158ZM158 142H156V144H158V147H160V146H162L163 145V143H165V142H161L162 143V145H160ZM169 142V141H168ZM173 142H176V141H174L173 140ZM185 142H186V140H185ZM200 142V143H201ZM204 142V141H203ZM222 142V141H221ZM220 142V143H221ZM238 142H240V141H238ZM149 143H146V147H148L149 145ZM178 143H179V141H178ZM169 144H171V143H169ZM173 144H175V143H173ZM222 145H227V144H223V143H221ZM242 144V143H241ZM144 145V144H143ZM148 145V146H147ZM175 145H177V144H175ZM200 145V144H199ZM218 145H219V143H218ZM230 145V144H229ZM153 146H154V148L156 147L155 146V143L154 144H152V147H149V148H153ZM164 146V145H163ZM208 146H210V144H208ZM243 146V145H242ZM241 146V147H242ZM249 146H250V144H249ZM144 147V146H143ZM157 147V148H158ZM213 147V146H212ZM215 147V146H214ZM220 147H222V146H220ZM225 147V146H224ZM223 147V148H224ZM227 147H230V146H227ZM148 148V149H149ZM161 148V147H160ZM208 148V147H207ZM243 148V147H242ZM245 148V147H244ZM251 148V147H250ZM254 148V147H253ZM206 149V148H205ZM213 149V148H212ZM228 149V148H227ZM157 149H153V151H155V153L156 152H158V151H160V150H158V151H156ZM202 150V149H201ZM210 150V149H209ZM208 150V151H209ZM215 150V149H214ZM217 150V149H216ZM225 150H226V148H225ZM241 149H239V151H240ZM245 150V149H244ZM243 150V151H244ZM250 150V149H249ZM149 152H150V154L152 153V150L151 149H149L148 150ZM207 151V152H208ZM212 151V150H211ZM228 151H229V153H230V151H233V150H229L228 149ZM239 151H238V153H239ZM247 151V150H246ZM146 152V151H145ZM149 152H148V154H149ZM197 154L196 155H198L199 153H201V151H198V149H197ZM206 152V151H205ZM204 152V153H205ZM207 152H206V154H207ZM210 152V151H209ZM213 152V151H212ZM220 152H221V150H220ZM226 152V151H225ZM248 152V151H247ZM249 152H251V150L249 151ZM257 152V151H256ZM255 152V153H256ZM144 153V152H143ZM154 153V152H153ZM194 153H196V148H195V151H194ZM203 153V154H204ZM217 153V152H216ZM233 153H234V151H233ZM233 153L232 154H225V155H227V156H229L230 155V158H231V156L233 155ZM236 153H237V151H236ZM237 153V154H238ZM244 153V152H243ZM253 153V152H252ZM252 153H250L252 156H254V155H256V154H252ZM142 154V153H141ZM205 154V155H206ZM220 154V153H219ZM242 154V153H241ZM245 154H247V153H245ZM142 155H144V154H142ZM155 155V154H154ZM200 156L199 157H201V155L202 154H199ZM213 155V154H212ZM145 156V155H144ZM149 156V155H148ZM150 156H153V154L152 155H150ZM221 156V155H220ZM224 156V155H223ZM154 158H155V156H153ZM202 157H204V156H202ZM236 157V156H235ZM248 157H249V155H248ZM145 158V157H144ZM198 158V157H197ZM238 157H236V158H234V159H237ZM241 158H242V156H241ZM250 158V157H249ZM254 158V157H253ZM256 158H258V157H255V159ZM204 159H205V157H204ZM212 159H213V156H212ZM214 159H215V157H214ZM234 159H232L231 158V161L232 160H234ZM147 160H149L150 161V158H147ZM155 160V159H154ZM208 160H209V158H208ZM219 160H221V158L219 159ZM227 160H228V157H227ZM239 160V159H238ZM245 160V159H244ZM244 160H241V161H244ZM148 161V162H149ZM198 161V160H197ZM207 161V160H206ZM216 161V160H215ZM223 161H225V160H223ZM222 161V162H223ZM235 161V163L238 165V162H236L237 160H234ZM212 162V161H211ZM219 162V161H218ZM222 162H221V164H222ZM143 163H145V162H143ZM143 163H141V164H143ZM153 163H155V161L153 162ZM195 163H196V161H195ZM209 162H207V164H208ZM228 164L230 163V161L228 160V162H227ZM240 163H242V162H240ZM239 163V164H240ZM145 164H147V163H145ZM206 164V165H207ZM211 164V163H210ZM215 164H216V162H215ZM227 164V165H228ZM243 164H244V162H243ZM242 164V165H243ZM154 165V164H153ZM196 165V164H195ZM203 165V164H202ZM209 165V164H208ZM220 165V164H219ZM222 165H226V163L225 164H222ZM197 166H200V165H197ZM197 166H195V167H197ZM234 166V165H233ZM236 166V165H235ZM234 166V167H235ZM158 167V169H159V166H157ZM157 167H156V170H157ZM161 167V166H160ZM164 167V166H163ZM162 167V168H163ZM204 167V166H203ZM210 168L211 167H213V166H209ZM216 167H217V164H216ZM216 167H213V168H216ZM234 167H233V169H234ZM249 167V166H248ZM148 168H150V166L148 167ZM162 168H161V171H162ZM165 168H167V167H165ZM218 168V167H217ZM226 168V167H225ZM228 168V167H227ZM226 168V169H227ZM230 168V167H229ZM228 168V169H229ZM247 168V167H246ZM141 169H142V167H141ZM206 169V168H205ZM219 169V171H220V168H218ZM223 169V168H222ZM221 169V170H222ZM232 169V170H233ZM155 170V168H154V170L152 171V173L154 172V171H156ZM167 170V169H166ZM200 170V169H199ZM211 169H209V171H210ZM213 170V169H212ZM231 170V169H230ZM231 170V171H232ZM142 171V170H141ZM169 171V169L167 170V172ZM193 171H195L196 172V169H193ZM218 171V170H217ZM224 171V172H223ZM223 173L225 174L226 172H225V170L223 169ZM201 172H203V171H201ZM212 172V171H211ZM156 173H159V172H156ZM155 172H154V174H156ZM198 173V172H197ZM208 173V172H207ZM220 173H221V171H220ZM145 174H147V173H145ZM164 174V173H163ZM212 174V173H211ZM144 175V174H143ZM150 175H151V173H150ZM213 175V174H212ZM250 175V174H249ZM152 176H153V174H152ZM157 176V175H156ZM159 176H160V173H159ZM163 176H165V175H163ZM167 176H168V178H169V176H170V171H169V175H167V173H166V178H167ZM205 176V175H204ZM208 176V175H207ZM206 176V177H207ZM221 176H223V175H220V177ZM143 177H145V179H150V178H152V177H149V178H146V176H143ZM154 177V176H153ZM209 177V176H208ZM155 178L156 177H154V180H155ZM162 177L160 176V177H158L157 178V180L159 179H161ZM214 177H212V179H213ZM223 178V177H222ZM224 178H225V176H224ZM207 179V178H206ZM228 179H229V177H228ZM152 180H153V178H152ZM153 180V181H154ZM157 180H155V181H157ZM204 180V179H203ZM225 180V179H224ZM161 181H163V179H161ZM217 181H220V180H217ZM224 192H226V191H224ZM223 192V193H224ZM222 193V194H223ZM227 193V192H226ZM221 195H219V197H220ZM218 198V197H217ZM187 233V232H186ZM188 234H189V232H188ZM187 234V235H188ZM190 235V234H189ZM188 235V236H189ZM193 241L191 242V248H189L187 245V249L185 248V250H187L186 251V260H187V264H237V263H239V260H238V262H235L236 261V259H237V257H236V259H229V260H225V261H222L220 258H219V260H220V262H217L216 261V259H217V255L218 254H215L214 256H213V259H210L206 254H204L203 252H199V251H197V247H196V242H197V236H195L193 239H192ZM186 244H187V242H186ZM207 247V246H206ZM184 250V251H185ZM208 252V251H207ZM171 253V252H170ZM209 253V252H208ZM209 255H211V254H209ZM228 256H229V254H227ZM212 256V255H211ZM216 256V257H215ZM219 257V256H218ZM227 257V256H226ZM232 257V256H231ZM7 258H8V254H7ZM177 258V257H176ZM214 258H215V260H214ZM233 258H235V257H233ZM218 260V259H217ZM218 260V261H219ZM214 261H216V262H214Z\"/></svg>",
  "mask_w": 264,
  "mask_h": 264
},
{
  "label": "built area",
  "instance_id": "obj_3",
  "mask_svg": "<svg viewBox=\"0 0 264 264\" xmlns=\"http://www.w3.org/2000/svg\"><path fill=\"white\" fill-rule=\"evenodd\" d=\"M135 264H181L174 254L155 250L149 253L139 254Z\"/></svg>",
  "mask_w": 264,
  "mask_h": 264
}]
</instances>
